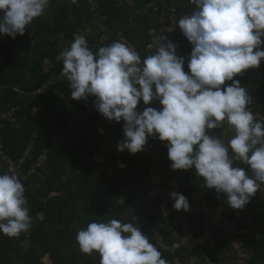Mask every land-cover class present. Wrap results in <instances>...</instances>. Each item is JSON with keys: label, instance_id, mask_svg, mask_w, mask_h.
<instances>
[{"label": "rangeland", "instance_id": "374dc122", "mask_svg": "<svg viewBox=\"0 0 264 264\" xmlns=\"http://www.w3.org/2000/svg\"><path fill=\"white\" fill-rule=\"evenodd\" d=\"M51 1L54 5L23 36L16 37L31 45L30 50L10 49L9 60L0 56V130L9 122L22 131L15 115L29 108L33 116L55 109L54 125L59 130L55 135L48 129L54 137L28 169L24 165L41 136L39 128L33 126L19 160L6 154L0 137V169L21 179L26 199L40 202L45 216L40 221L29 213L32 227L18 237L0 234V255L16 256V264H43V254L46 264H100L98 254L89 256L79 250L77 232L97 220L117 219L136 223L167 264H264V252L257 255L254 251L255 241L264 236V185L242 210H234L227 205L226 194L204 187V178L195 168L173 171L167 148L158 138L149 137L144 150L134 155L118 151V143L125 139V122L98 120L100 113L92 97L72 100L62 61L56 59L80 35L94 54L100 47L122 41L143 59L155 51L148 48L153 39L149 30L155 29V36H166V42L177 45L188 73L192 45L178 21L191 14L195 5L190 0ZM8 38L0 35V44ZM42 73L50 78L37 88ZM263 78L264 61L258 69L234 77L252 97L249 108L260 121H264V107L258 105L256 93ZM50 89L60 98L56 108L49 100L38 105L37 97ZM152 106L159 107V103ZM144 107L141 101L137 110ZM209 134L225 143L234 135L226 123ZM58 149L69 151L72 157L63 159L53 179L47 181L48 157ZM236 166L247 170L241 162ZM85 168L93 170L88 173ZM137 187L139 192L132 198ZM172 192L186 197L190 211L173 208ZM63 202L67 205L62 209ZM51 245L55 253L47 255Z\"/></svg>", "mask_w": 264, "mask_h": 264}, {"label": "clouds", "instance_id": "9594fccd", "mask_svg": "<svg viewBox=\"0 0 264 264\" xmlns=\"http://www.w3.org/2000/svg\"><path fill=\"white\" fill-rule=\"evenodd\" d=\"M190 2L195 10L178 21L192 45L188 73L177 45L155 36V29L149 30L153 39L148 45L155 51L143 59L122 41L94 54L82 35L56 59L62 61L72 100L92 97L105 119L125 122L118 151L134 155L144 150L149 137L158 138L173 171L195 168L205 188L226 194L227 205L242 210L264 185V121L250 110L252 97L234 77L264 61V0ZM50 3L0 0V35L23 36ZM141 101L145 107L138 111ZM156 102L159 107L152 106ZM224 123L234 133L227 143L209 134ZM237 161L247 170L236 166ZM25 192L17 175L0 173V234L14 238L30 231ZM170 196L175 210L190 211L184 195ZM37 219L43 221L44 213ZM76 241L83 254H98L100 264H167L136 223L97 220L79 230Z\"/></svg>", "mask_w": 264, "mask_h": 264}, {"label": "trees", "instance_id": "16d2710c", "mask_svg": "<svg viewBox=\"0 0 264 264\" xmlns=\"http://www.w3.org/2000/svg\"><path fill=\"white\" fill-rule=\"evenodd\" d=\"M54 5V1H51L49 7ZM25 46V47H23ZM31 48V45H26L25 43L18 41L16 38H8L6 44H0V56H4L7 60L11 58L10 49H17L19 52H28ZM61 68V67H60ZM60 68L56 70V74L59 73ZM49 74L42 73V79L39 81V84L36 86L37 88L41 87L49 79ZM64 87H61L63 90ZM256 93L257 103L259 106H264V78L262 84L260 85L259 90ZM39 103L38 105L44 103L46 100L51 101L54 104V108H56L57 102L60 101V98L54 94V89H50L46 91L43 95L37 97ZM56 111H46L44 114L39 116H33L30 108L19 111L16 113L15 118L18 120L19 125L22 127V131H19L14 126H12L9 122H4L3 127L0 130V137L2 138L4 149L7 155L12 157L15 160H19L22 158L23 154L27 149V145L30 142V133L32 132L33 126H37L40 130L41 136L35 140V145L32 149L30 158L25 162L24 167L28 169L32 164L38 160V158L43 153L45 147L51 142L54 137L48 129H53L55 131V135L59 130L54 125V117ZM104 117L99 114L98 120L103 119ZM72 153L69 151H65L64 149H58L57 151L52 152L48 157V169L50 170V176L47 177V181L53 179L54 175L59 169L60 163L63 159L71 158ZM88 173H90L93 168L89 169L85 168ZM0 173H5L3 169H0ZM139 192V187L135 189L133 192L134 198ZM27 204L29 207V213L33 216H37L38 213H41L40 202L37 200H27ZM62 209L66 207V203H61ZM201 245H198V249H200ZM254 251L257 255H262L264 252V236L259 240L255 241ZM55 253V249L53 245L49 250H46L47 255H51ZM0 264H11V261L0 260Z\"/></svg>", "mask_w": 264, "mask_h": 264}, {"label": "crops", "instance_id": "0c3cea01", "mask_svg": "<svg viewBox=\"0 0 264 264\" xmlns=\"http://www.w3.org/2000/svg\"><path fill=\"white\" fill-rule=\"evenodd\" d=\"M264 107V106H263ZM7 253V252H6ZM5 253V254H6ZM44 257H46V256H44V254H43V256L41 257V259H40V261L42 262V260H43V264L45 263L46 264V259H44ZM33 258V257H32ZM5 259H7V258H5L3 255L1 256L0 255V260H5ZM49 259V257L47 256V260ZM8 261H11V264H16V260H17V258H16V256H11V258H9L8 257V259H7Z\"/></svg>", "mask_w": 264, "mask_h": 264}]
</instances>
